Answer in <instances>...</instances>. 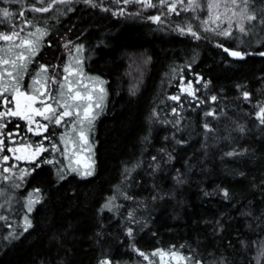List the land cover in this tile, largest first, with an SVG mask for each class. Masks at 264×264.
Returning a JSON list of instances; mask_svg holds the SVG:
<instances>
[{
	"label": "trees",
	"instance_id": "16d2710c",
	"mask_svg": "<svg viewBox=\"0 0 264 264\" xmlns=\"http://www.w3.org/2000/svg\"><path fill=\"white\" fill-rule=\"evenodd\" d=\"M40 1L0 0V32L39 22L31 7ZM93 1L49 14L33 62L58 72L76 45L89 53L85 69L106 88L90 133L94 170L33 167L20 191L38 200L26 224L18 216L15 236L0 234V264L130 262L137 251L264 264V0L243 39ZM185 82L194 97L182 93Z\"/></svg>",
	"mask_w": 264,
	"mask_h": 264
},
{
	"label": "rangeland",
	"instance_id": "374dc122",
	"mask_svg": "<svg viewBox=\"0 0 264 264\" xmlns=\"http://www.w3.org/2000/svg\"><path fill=\"white\" fill-rule=\"evenodd\" d=\"M69 0H46L31 7L43 14L40 21L23 20L9 33L0 32V234L15 236L38 194L23 190L22 180L42 162L56 173L73 172L86 176L94 170L91 127L106 100L104 81L88 73L89 58L76 45L58 72L47 71L33 57L48 31L50 15H60ZM153 10L155 21L162 16L182 19L183 32H205L214 38L249 37L258 0H94L93 2ZM97 2V3H98ZM94 3V4H97ZM6 10H4V14ZM46 15V16H45ZM254 18V19H253ZM9 23V22H8ZM255 27V25H254ZM174 28H178L174 27ZM240 51V50H236ZM143 60V58H140ZM142 61V65L144 64ZM198 79L196 82H199ZM183 94L195 96L192 82L181 85ZM178 103L179 95L172 97ZM175 107V106H174ZM172 110L167 123H173ZM177 118H179L177 116ZM2 229V230H1ZM100 264H199L175 252L137 251L128 262L101 260Z\"/></svg>",
	"mask_w": 264,
	"mask_h": 264
},
{
	"label": "water",
	"instance_id": "95a60500",
	"mask_svg": "<svg viewBox=\"0 0 264 264\" xmlns=\"http://www.w3.org/2000/svg\"><path fill=\"white\" fill-rule=\"evenodd\" d=\"M232 55H233V56H236V57H237V56H242V55H241L240 53H238V52H233Z\"/></svg>",
	"mask_w": 264,
	"mask_h": 264
}]
</instances>
